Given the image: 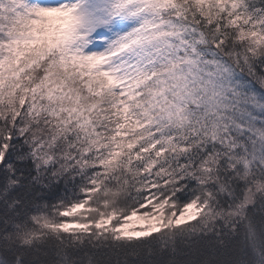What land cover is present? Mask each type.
I'll return each instance as SVG.
<instances>
[{
    "label": "snow or ice",
    "instance_id": "snow-or-ice-1",
    "mask_svg": "<svg viewBox=\"0 0 264 264\" xmlns=\"http://www.w3.org/2000/svg\"><path fill=\"white\" fill-rule=\"evenodd\" d=\"M0 264H264V0H0Z\"/></svg>",
    "mask_w": 264,
    "mask_h": 264
}]
</instances>
